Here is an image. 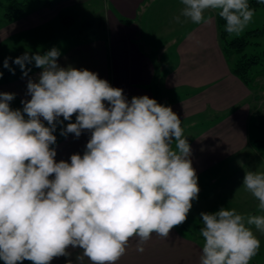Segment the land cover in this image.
Returning <instances> with one entry per match:
<instances>
[{
	"label": "clouds",
	"instance_id": "clouds-1",
	"mask_svg": "<svg viewBox=\"0 0 264 264\" xmlns=\"http://www.w3.org/2000/svg\"><path fill=\"white\" fill-rule=\"evenodd\" d=\"M180 3L174 22L200 25L211 10L230 36L242 33L255 14L249 0ZM59 56L52 48L13 61L25 76L26 63L43 69L38 82L28 81L31 99L21 101L22 110L10 107L14 93H0V261L50 264L69 256L71 247L82 250L77 260L117 264L133 238L143 252L153 233L167 239L186 221L200 191L191 147L171 107L147 95L129 101L97 73L61 67ZM9 59L3 66L14 74ZM64 121L62 136L78 138L84 130L91 136L83 155L57 162L53 133ZM242 187L258 201L259 214L224 207L202 212L199 264H250L257 255L264 171H246Z\"/></svg>",
	"mask_w": 264,
	"mask_h": 264
},
{
	"label": "crops",
	"instance_id": "crops-1",
	"mask_svg": "<svg viewBox=\"0 0 264 264\" xmlns=\"http://www.w3.org/2000/svg\"><path fill=\"white\" fill-rule=\"evenodd\" d=\"M95 3L58 0L40 6L12 19L6 36L38 31L51 22L59 31L69 26L71 38L57 60L61 67L97 73L112 87L123 89L129 101L147 95L177 114L191 147L198 198L192 201L186 221L174 226L167 239L153 233L139 252L133 238L117 264H199L203 243L190 229L202 227V212H216V204L225 200L239 213L256 214L250 209L256 199L242 184L246 171H264V152L253 137L255 129L263 127L255 119L263 117L264 91L246 84L232 71L219 39L216 12H206L207 22L200 25L178 24L173 17L182 7L180 0ZM88 20L92 23L83 26ZM42 71L37 68L12 83L6 80L9 83L0 86V92L14 93L20 102L30 100L27 83L30 79L38 82ZM70 122H75V114ZM90 136L88 130L78 138L74 134L56 136L51 146L57 152L55 160L70 162L71 155H83ZM68 251L69 256L56 257L50 264H90L86 257L77 260L81 249L70 247Z\"/></svg>",
	"mask_w": 264,
	"mask_h": 264
},
{
	"label": "rangeland",
	"instance_id": "rangeland-1",
	"mask_svg": "<svg viewBox=\"0 0 264 264\" xmlns=\"http://www.w3.org/2000/svg\"><path fill=\"white\" fill-rule=\"evenodd\" d=\"M17 1L26 2L27 6L25 9L26 10L25 14H28L32 12L33 10H36L40 6L51 4L58 0H0V72L3 73V75L0 76V86L5 85V83H9V82L12 83V81L17 79V77L14 76L12 73L9 74L10 72L9 68H5L3 66L6 58H11L9 59V66L11 69L13 70L21 69L13 61L17 57L22 56L25 52H27L30 56L37 54V53L43 55L46 53L45 50H50L52 48H56L60 52V50L62 51L66 47L65 42L71 38V29H69V26L62 27V30L59 31L57 29V24L52 23V22L49 24L47 23L44 26H40L38 28V31H25V32L15 33L14 35L6 36V27L12 21V19L8 18V15L9 13H14L15 15H17L18 8L16 7V5L14 7H11ZM95 2L96 3L94 5L98 6L99 0H95ZM18 16L14 17V19L16 20ZM62 25L66 26L67 24L63 23ZM254 29H264V4L260 8L255 10L253 20L249 23V25L245 28V30L242 33H240L239 35L233 34L230 37L241 36L247 33L248 31L254 30ZM59 39L62 41V43L58 42ZM252 40L255 43L249 44L247 48V53H250V54L257 53L261 50H264V31L261 34L256 35L255 37H252ZM256 42L259 44H257ZM27 64H30V63H26L25 66ZM4 73L9 74L8 78L4 77ZM6 80H9V82L8 81L6 82ZM256 85L262 91H264V76H260L257 79ZM0 93H4V92H0ZM6 93H11V92H6ZM263 93L264 92H261V94ZM10 107L13 110H16V109L22 110L23 105L15 97L10 102ZM262 116L263 117L258 116L259 119H255V122L256 121H257L256 123L261 122L260 124L263 125V127L259 126L257 130L255 129V132H253L254 133L253 137L264 140V111H262ZM58 127L59 126H57V129L53 134L57 136L58 138H61L63 137L60 134L62 128L59 129ZM262 149L264 152V146L262 147ZM225 202L226 201L224 200V202L222 201L220 204L217 203L216 211H218L221 207L229 208V206ZM253 204H254V207L250 209H253L256 214H259L258 209H257L258 201L253 200ZM240 213L246 214L245 210H242ZM200 222L202 223V219ZM190 232L194 233L193 234L194 236L197 235V238L200 240L201 243H203V238L199 233L198 227L192 226L190 229ZM256 235L261 241V247L257 255L252 258L250 264H264V234L256 232ZM0 264H4V262L0 261Z\"/></svg>",
	"mask_w": 264,
	"mask_h": 264
},
{
	"label": "trees",
	"instance_id": "trees-1",
	"mask_svg": "<svg viewBox=\"0 0 264 264\" xmlns=\"http://www.w3.org/2000/svg\"><path fill=\"white\" fill-rule=\"evenodd\" d=\"M249 4L255 10L263 5L261 3H258L257 0H249ZM15 5L18 8L17 15H15L14 13H9V19H14V17L18 15H24L26 12L25 9L27 4L25 1H17L11 7H14ZM216 21L222 49L227 58V61L231 65L232 71L246 84L253 87L256 86L257 79L260 76H264V50L250 54L247 53V48L249 44L255 43L252 40V37L261 34L264 29H254L241 36L230 37V35L224 31V25L226 22L222 18H220L217 13ZM88 23H92V21L88 20L87 22L83 23V26L87 25ZM33 62L25 66V70L30 69V71H28V74L38 68ZM11 73L13 74V71L9 72V74ZM9 74L4 73V77L8 78ZM13 75L16 77H21L24 76V73L21 69H14ZM255 145L263 147L264 140H255Z\"/></svg>",
	"mask_w": 264,
	"mask_h": 264
}]
</instances>
